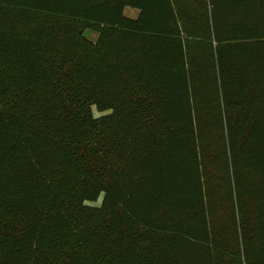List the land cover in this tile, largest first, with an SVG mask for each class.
<instances>
[{
  "label": "trees",
  "instance_id": "1",
  "mask_svg": "<svg viewBox=\"0 0 264 264\" xmlns=\"http://www.w3.org/2000/svg\"><path fill=\"white\" fill-rule=\"evenodd\" d=\"M0 264H264V0H0Z\"/></svg>",
  "mask_w": 264,
  "mask_h": 264
},
{
  "label": "rangeland",
  "instance_id": "2",
  "mask_svg": "<svg viewBox=\"0 0 264 264\" xmlns=\"http://www.w3.org/2000/svg\"><path fill=\"white\" fill-rule=\"evenodd\" d=\"M138 14H139V12L135 9H132V8H127L125 11V15L129 18L135 19L138 17ZM86 37L94 43L97 42V40H98V34L94 31H90V30L87 31ZM101 203H102V199L98 203H94V204H90V205L100 207Z\"/></svg>",
  "mask_w": 264,
  "mask_h": 264
}]
</instances>
